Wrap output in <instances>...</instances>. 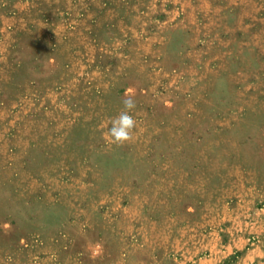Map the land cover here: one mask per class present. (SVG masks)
<instances>
[{
	"label": "rangeland",
	"instance_id": "rangeland-1",
	"mask_svg": "<svg viewBox=\"0 0 264 264\" xmlns=\"http://www.w3.org/2000/svg\"><path fill=\"white\" fill-rule=\"evenodd\" d=\"M0 264H264V0H0Z\"/></svg>",
	"mask_w": 264,
	"mask_h": 264
},
{
	"label": "clouds",
	"instance_id": "clouds-1",
	"mask_svg": "<svg viewBox=\"0 0 264 264\" xmlns=\"http://www.w3.org/2000/svg\"><path fill=\"white\" fill-rule=\"evenodd\" d=\"M134 92L129 89L125 92L122 100V109L117 116L111 119L106 135L111 142L117 146H123L134 140L137 120L131 114L136 109L137 104Z\"/></svg>",
	"mask_w": 264,
	"mask_h": 264
}]
</instances>
